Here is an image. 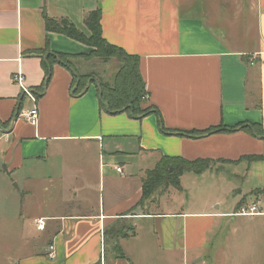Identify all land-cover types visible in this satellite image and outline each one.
<instances>
[{
	"label": "crops",
	"instance_id": "0c3cea01",
	"mask_svg": "<svg viewBox=\"0 0 264 264\" xmlns=\"http://www.w3.org/2000/svg\"><path fill=\"white\" fill-rule=\"evenodd\" d=\"M94 9L102 12L106 42L141 58L148 95L142 105L150 112L109 114L94 84L73 95V74L54 63L36 100L39 125L14 120L20 107L33 106L24 108L16 74L35 91L46 78L45 51L91 52L48 33L45 15L67 18L89 36L85 18ZM115 74L103 79L111 83ZM0 124V160L6 172L22 175L15 186L25 250L13 263L188 264L222 223L241 217L233 216L240 207L264 202V136L251 130L186 136L247 124L264 131V0H0ZM163 157L211 160L202 174L182 178L209 182V196L175 207L166 200L176 192L169 188L143 205V180ZM50 158L53 176L24 171ZM35 177L45 182L42 199ZM40 218L45 231L37 229Z\"/></svg>",
	"mask_w": 264,
	"mask_h": 264
},
{
	"label": "trees",
	"instance_id": "16d2710c",
	"mask_svg": "<svg viewBox=\"0 0 264 264\" xmlns=\"http://www.w3.org/2000/svg\"><path fill=\"white\" fill-rule=\"evenodd\" d=\"M102 12L100 9H94L85 18V25L90 31L86 35L83 31L67 18L55 19L45 15L46 31L66 35L67 37L86 44L91 48L89 54H80L79 56H70L44 52L43 69L46 78L39 89L35 90L37 98H40L46 91L53 76L52 67L54 63H59L67 67L73 74V95L81 96L90 84H94L98 89L102 107L109 114L128 113L132 117L140 118L150 112V108H143L145 102L143 97L147 95L145 82L142 72L140 71L141 58L129 55L121 48L114 46L103 38L101 27ZM116 60L117 73L111 83L104 79H98L99 73L95 70L82 72V61L95 65L96 61L110 63ZM90 65V66H91ZM97 76V77H96ZM14 114L13 119L17 120L19 113ZM1 126V124H0ZM235 130H251L259 136H264V131L255 125H239L237 127L227 128L225 126L217 127L206 132H187L186 136L201 137L207 134H216L217 132L232 133ZM249 159H263L262 157H250ZM212 165L211 160H185L179 157H163L157 167L146 174L143 180V198L141 203L144 205L147 201H155L160 195L164 194L167 189L182 190V178L188 172L196 175L202 174ZM118 250H120L118 248Z\"/></svg>",
	"mask_w": 264,
	"mask_h": 264
},
{
	"label": "rangeland",
	"instance_id": "374dc122",
	"mask_svg": "<svg viewBox=\"0 0 264 264\" xmlns=\"http://www.w3.org/2000/svg\"><path fill=\"white\" fill-rule=\"evenodd\" d=\"M82 63L83 65L80 67L82 72L96 70L99 73L98 79H103L104 73L107 81L111 80L118 67L116 60H112L110 63L96 61L93 67L85 61ZM24 98L26 99L25 108L31 102L28 98ZM4 131L0 126V133ZM74 150L75 148H72L70 151ZM56 155L57 153L53 149L51 157ZM25 170L36 176L39 174L38 177L53 176L56 165L53 158H50L46 164L37 162L30 164L29 168L25 167ZM21 177L22 175L18 172H6V166L0 160V264H15L12 258H16L21 250H25L23 240H21L22 226L18 221V217H20L18 206L21 197L15 186L19 183L22 185ZM33 179L38 180L32 184L34 193L37 198L42 199L41 185H44L45 182L37 179V177ZM201 182L200 179L186 178L182 183V190H175L176 192L168 196L166 200L175 203V207H178L180 202L197 203L204 200L209 196L211 190H209V182ZM166 208L163 207L162 209L165 210ZM188 264H264V220L258 218L251 221L241 216L222 223L215 231L212 243L200 253L192 254Z\"/></svg>",
	"mask_w": 264,
	"mask_h": 264
},
{
	"label": "built area",
	"instance_id": "2783aa9c",
	"mask_svg": "<svg viewBox=\"0 0 264 264\" xmlns=\"http://www.w3.org/2000/svg\"><path fill=\"white\" fill-rule=\"evenodd\" d=\"M13 82L17 84L20 89H22L23 96L28 98L30 102L33 104L31 109L23 110L21 113H19L18 118L25 119V121L28 122L33 127H36L39 125L40 119H39V109L38 105L36 104L37 96L36 93H34L33 89H30L24 85V75L20 72L16 74L13 78ZM148 95H145L143 99H147ZM117 171L119 173H122L121 168H117ZM242 216V217H250V216H264V202H252L250 205L242 206L238 209V211L233 216ZM36 225H38L37 229L38 231H45L47 224L46 220L43 218H40ZM49 256L54 259V246L50 247V253Z\"/></svg>",
	"mask_w": 264,
	"mask_h": 264
}]
</instances>
